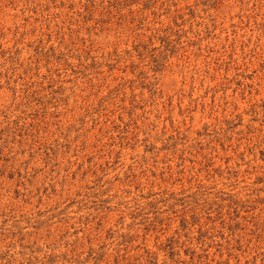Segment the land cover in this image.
<instances>
[{
    "label": "rangeland",
    "instance_id": "obj_1",
    "mask_svg": "<svg viewBox=\"0 0 264 264\" xmlns=\"http://www.w3.org/2000/svg\"><path fill=\"white\" fill-rule=\"evenodd\" d=\"M0 264H264V0H0Z\"/></svg>",
    "mask_w": 264,
    "mask_h": 264
}]
</instances>
